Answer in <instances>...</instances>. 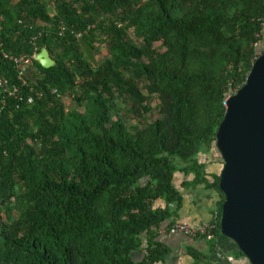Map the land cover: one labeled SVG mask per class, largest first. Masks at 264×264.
I'll return each instance as SVG.
<instances>
[{"label": "trees", "instance_id": "16d2710c", "mask_svg": "<svg viewBox=\"0 0 264 264\" xmlns=\"http://www.w3.org/2000/svg\"><path fill=\"white\" fill-rule=\"evenodd\" d=\"M263 10L264 0H0V78L19 90L0 88V264H166L159 230L200 185L220 195L213 239L200 237L213 252L225 200L216 133L226 95L264 52ZM78 37L96 58L106 51L97 66ZM42 49L48 69L8 58Z\"/></svg>", "mask_w": 264, "mask_h": 264}, {"label": "water", "instance_id": "95a60500", "mask_svg": "<svg viewBox=\"0 0 264 264\" xmlns=\"http://www.w3.org/2000/svg\"><path fill=\"white\" fill-rule=\"evenodd\" d=\"M78 43L97 66L93 46L82 37ZM35 60L45 69L54 64L45 49ZM216 145L223 160L221 234L249 264H264V52L253 62L245 84L227 100Z\"/></svg>", "mask_w": 264, "mask_h": 264}, {"label": "crops", "instance_id": "0c3cea01", "mask_svg": "<svg viewBox=\"0 0 264 264\" xmlns=\"http://www.w3.org/2000/svg\"><path fill=\"white\" fill-rule=\"evenodd\" d=\"M261 45L264 47V31ZM220 195L214 189L200 185L186 193L184 205L179 213V221H187L191 224H200L205 221H212L216 215V203ZM167 225V224H165ZM171 253L166 259V264H247L245 260L235 257L236 247L234 243L225 238L219 237L216 248L210 250L208 242L198 239H190L183 235L159 236ZM145 250L134 252L132 257L136 261L144 258ZM196 255H200L197 257ZM227 256H233L234 260L229 261Z\"/></svg>", "mask_w": 264, "mask_h": 264}, {"label": "built area", "instance_id": "2783aa9c", "mask_svg": "<svg viewBox=\"0 0 264 264\" xmlns=\"http://www.w3.org/2000/svg\"><path fill=\"white\" fill-rule=\"evenodd\" d=\"M261 28L264 29V10H263V18L261 19ZM79 36V35H78ZM259 36V34H257ZM36 53H33L31 56H17V57H8L11 59L19 68H22L23 65H29L32 61L35 60ZM4 57H7L4 55ZM257 59V57L255 58ZM0 88L3 92L7 93V95H16L19 93V90L15 86H8L5 80L0 78ZM237 92V91H236ZM236 92H231L226 95L224 105L227 107V100L234 95ZM215 228V224L212 221H205L200 224H191L187 221H178L169 227H162L159 230V235H163L168 237L170 235H183L190 239H198L200 237H204L207 241L213 239L212 231ZM229 261H233V256H227Z\"/></svg>", "mask_w": 264, "mask_h": 264}, {"label": "rangeland", "instance_id": "374dc122", "mask_svg": "<svg viewBox=\"0 0 264 264\" xmlns=\"http://www.w3.org/2000/svg\"><path fill=\"white\" fill-rule=\"evenodd\" d=\"M48 12H49V14L50 15H53V11H52V9L50 8V7H48ZM105 53H106V51H105ZM104 53V54H105ZM104 54L103 55H99V56H97V59L98 60H101V59H103L104 58ZM63 101H64V103L67 105L69 102H68V99L67 98H65V99H63ZM155 103H153V105H154ZM213 159H216V157H213V156H211V157H207V159H206V161L208 162L207 164L209 165L210 163H211V161L210 160H213ZM217 165H219L218 164V162L216 161V163L213 165V167H217ZM212 167V168H213ZM219 167H220V165H219ZM243 260H245V262L247 263V264H249V262H248V260L247 259H244L243 258Z\"/></svg>", "mask_w": 264, "mask_h": 264}]
</instances>
